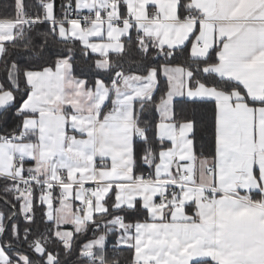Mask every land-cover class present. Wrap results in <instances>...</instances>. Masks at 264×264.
Returning <instances> with one entry per match:
<instances>
[{"label": "snow or ice", "instance_id": "snow-or-ice-1", "mask_svg": "<svg viewBox=\"0 0 264 264\" xmlns=\"http://www.w3.org/2000/svg\"><path fill=\"white\" fill-rule=\"evenodd\" d=\"M0 264H264V0H0Z\"/></svg>", "mask_w": 264, "mask_h": 264}]
</instances>
